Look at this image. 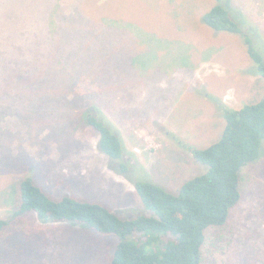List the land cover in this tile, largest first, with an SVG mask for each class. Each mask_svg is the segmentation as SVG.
<instances>
[{"label":"rangeland","instance_id":"rangeland-1","mask_svg":"<svg viewBox=\"0 0 264 264\" xmlns=\"http://www.w3.org/2000/svg\"><path fill=\"white\" fill-rule=\"evenodd\" d=\"M71 1L77 38L72 48H65L73 55L67 67L52 77L64 83L71 78L93 80L97 84L92 88L95 104L119 134L128 166L136 165L134 178L176 194L182 183L207 170L193 162L184 147L201 150L220 137L224 120L219 104L239 109L262 95L264 79L253 72L242 37L205 28L200 15L211 5L209 0H185L182 5L181 0L173 4L166 0H102L97 5V0H67ZM177 3L181 6L175 8L176 14L171 10ZM233 3L254 27L257 36L251 37L261 42L257 44L261 48L264 0ZM68 34H73V27ZM49 64L37 68L36 74ZM46 87L42 85L40 90ZM43 99L26 103L41 107ZM51 120L57 119H46V123ZM57 124L53 122L49 132L40 136L46 147L36 159L27 156L24 162L23 156H16L15 166H39L40 181L56 197L70 194L96 201L121 218L144 212L133 183L112 169L99 152L94 131L83 124L76 123V128L66 126L65 121L60 127ZM68 133H73L78 144H71ZM26 136L25 141L35 139V134ZM30 145L26 146L33 156ZM69 148L76 152L66 162L60 160L58 154H66ZM261 148L264 150V141ZM26 169L13 173L27 174ZM96 170L103 180L95 172L99 182L94 185L91 176ZM242 176V200L231 216L234 224L250 221L246 217L261 204L259 199L264 200V157L245 167ZM3 195L0 218L7 220L11 213ZM17 237L18 252L0 257V264H106L115 242L113 237L98 238L82 226L40 223L32 214L24 217Z\"/></svg>","mask_w":264,"mask_h":264},{"label":"trees","instance_id":"trees-1","mask_svg":"<svg viewBox=\"0 0 264 264\" xmlns=\"http://www.w3.org/2000/svg\"><path fill=\"white\" fill-rule=\"evenodd\" d=\"M209 1L211 5L200 15L201 23L215 33L242 37L253 72L264 79V44L258 48L261 42L253 39L257 36L254 27L235 9L233 0ZM178 5L171 11L177 14ZM71 7L72 1L67 0H0V195L4 194L11 213L7 220L0 218V257L18 252V230L24 217L32 214L40 223L78 225L98 238L113 237L106 264H264V200L259 199L261 204L246 217L250 221H231L242 200V170L264 157V88L258 101L239 109L219 104L224 127L215 142L201 150L184 147L193 162L207 167L205 173L182 183L176 194L156 183L138 181L136 165L128 166L124 158L119 134L95 104L92 88L97 84L88 77L71 78L69 83L52 77L67 67L73 55L65 48H72L77 38ZM46 63L49 68L36 74ZM42 85L48 87L40 90ZM41 98V107L26 103ZM46 119L57 120L48 125ZM62 121L70 128L83 124L94 131L99 152L112 169L133 183L144 212L121 218L96 201L70 194L56 197L40 181L39 166H15L16 156H23L24 162L27 156L34 160L46 147L40 136L49 132L53 122L60 127ZM27 133L35 134V139L25 141ZM68 135L71 144H76L73 133ZM27 144L33 147V156ZM72 149L58 154L60 160L66 162L76 152ZM20 169L27 174L14 175ZM93 173L96 185L103 176L99 170Z\"/></svg>","mask_w":264,"mask_h":264}]
</instances>
